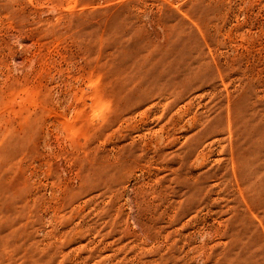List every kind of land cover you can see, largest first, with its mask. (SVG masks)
<instances>
[{"label":"rangeland","instance_id":"374dc122","mask_svg":"<svg viewBox=\"0 0 264 264\" xmlns=\"http://www.w3.org/2000/svg\"><path fill=\"white\" fill-rule=\"evenodd\" d=\"M0 264H264V0H0Z\"/></svg>","mask_w":264,"mask_h":264}]
</instances>
